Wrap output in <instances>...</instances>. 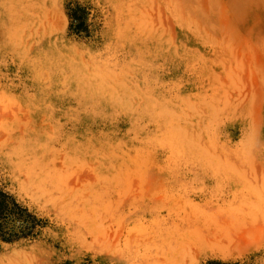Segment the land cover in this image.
I'll return each mask as SVG.
<instances>
[{
    "label": "rangeland",
    "instance_id": "rangeland-1",
    "mask_svg": "<svg viewBox=\"0 0 264 264\" xmlns=\"http://www.w3.org/2000/svg\"><path fill=\"white\" fill-rule=\"evenodd\" d=\"M0 189V264H264V0H0Z\"/></svg>",
    "mask_w": 264,
    "mask_h": 264
},
{
    "label": "trees",
    "instance_id": "trees-1",
    "mask_svg": "<svg viewBox=\"0 0 264 264\" xmlns=\"http://www.w3.org/2000/svg\"><path fill=\"white\" fill-rule=\"evenodd\" d=\"M75 8H69L67 15L74 17ZM71 23H69V28ZM81 23L74 27L75 31L80 30ZM36 226V220L25 208L19 206L10 195L0 189V236L11 241L20 237L32 234Z\"/></svg>",
    "mask_w": 264,
    "mask_h": 264
}]
</instances>
